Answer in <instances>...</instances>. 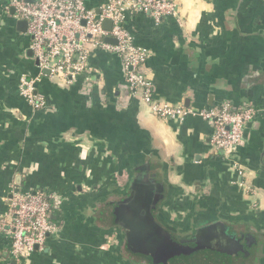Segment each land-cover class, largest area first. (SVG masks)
I'll return each instance as SVG.
<instances>
[{"label": "crops", "instance_id": "crops-1", "mask_svg": "<svg viewBox=\"0 0 264 264\" xmlns=\"http://www.w3.org/2000/svg\"><path fill=\"white\" fill-rule=\"evenodd\" d=\"M106 1L85 0L92 8ZM175 1L178 17L156 23L137 11L123 22L149 52L144 71L154 99L195 110L222 102L264 108V0ZM6 7L0 0V216L12 190L60 202L50 213L58 232L27 260L10 254L0 232V264H146L124 248L112 222L113 204L146 161L164 185L156 220L196 241L189 246L202 245L199 264H264L263 111L247 125L242 145L223 155L200 117L152 115L127 89L112 53L92 51L71 84L40 71L27 31ZM22 77L36 80L47 108L34 110L19 94Z\"/></svg>", "mask_w": 264, "mask_h": 264}, {"label": "built area", "instance_id": "built-area-1", "mask_svg": "<svg viewBox=\"0 0 264 264\" xmlns=\"http://www.w3.org/2000/svg\"><path fill=\"white\" fill-rule=\"evenodd\" d=\"M7 7L13 9L15 18L26 21L30 49L40 71L48 70L51 76L71 84L86 70L92 51L112 53L121 61L127 89L139 96L152 115L165 121L200 117L213 129L212 147L223 155L242 145L247 125L264 112L252 103L234 107L222 102L218 107L195 110L154 99L152 82L144 71L149 52L133 43L123 22L127 13L137 11L149 13L156 23L164 17H178L175 0H107L98 8L87 6L85 0H7ZM105 20L111 22L110 29L103 26ZM35 83L22 77L19 94L34 110L47 108ZM59 202V197L40 191L10 192L6 213L0 216V232L10 239L14 258L27 260L44 249L48 235L58 232L50 213Z\"/></svg>", "mask_w": 264, "mask_h": 264}, {"label": "water", "instance_id": "water-1", "mask_svg": "<svg viewBox=\"0 0 264 264\" xmlns=\"http://www.w3.org/2000/svg\"><path fill=\"white\" fill-rule=\"evenodd\" d=\"M18 23L21 30L26 31V21L20 20ZM103 26L110 29L111 22L105 20ZM106 40L115 43L114 39ZM44 73L49 74V71L45 70ZM18 179L20 176L15 178L17 184L20 183ZM163 194L162 180L154 174L150 162L146 161L138 167L126 196L112 206V222L123 231L124 248L148 264H192L196 259L202 261L197 254L202 245L197 242L195 246H189V243L196 241L179 239L156 220L154 213L163 200ZM190 255L195 257L192 259ZM205 257L201 256L204 260Z\"/></svg>", "mask_w": 264, "mask_h": 264}, {"label": "flooded vegetation", "instance_id": "flooded-vegetation-1", "mask_svg": "<svg viewBox=\"0 0 264 264\" xmlns=\"http://www.w3.org/2000/svg\"><path fill=\"white\" fill-rule=\"evenodd\" d=\"M179 239H182V238H179ZM185 240H187V239H185ZM188 242H189V240H187ZM212 247L214 248V249H217V250H221V251H223V249H221V248H223V247H221L220 246V242H214L213 244H212ZM146 262V261H145ZM146 264H148L147 262H146Z\"/></svg>", "mask_w": 264, "mask_h": 264}, {"label": "rangeland", "instance_id": "rangeland-1", "mask_svg": "<svg viewBox=\"0 0 264 264\" xmlns=\"http://www.w3.org/2000/svg\"><path fill=\"white\" fill-rule=\"evenodd\" d=\"M197 254H199V253H197ZM194 257H195V256H192V257H191V255H190V258H194ZM197 260H198V259H196L195 262H197ZM191 263L193 264L194 262H191ZM198 263H199V262H198Z\"/></svg>", "mask_w": 264, "mask_h": 264}]
</instances>
